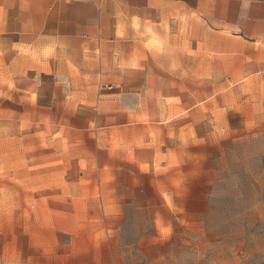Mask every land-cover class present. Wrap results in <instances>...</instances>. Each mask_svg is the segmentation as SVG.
<instances>
[{
    "label": "crops",
    "instance_id": "crops-1",
    "mask_svg": "<svg viewBox=\"0 0 264 264\" xmlns=\"http://www.w3.org/2000/svg\"><path fill=\"white\" fill-rule=\"evenodd\" d=\"M263 108L264 0H0V167L24 131L58 166L0 187V264L250 263L264 238L195 235L187 170Z\"/></svg>",
    "mask_w": 264,
    "mask_h": 264
},
{
    "label": "rangeland",
    "instance_id": "rangeland-1",
    "mask_svg": "<svg viewBox=\"0 0 264 264\" xmlns=\"http://www.w3.org/2000/svg\"><path fill=\"white\" fill-rule=\"evenodd\" d=\"M262 110V115L259 116L232 118L227 132L215 138L212 136L210 147L196 149V154L209 157L204 163L196 164L194 168L187 170L196 173L193 201L195 209L188 213L196 222V236L251 239L245 240L242 245H249L250 241L260 242L264 238V108L260 109V112ZM19 135L20 139L14 140V148H2L4 160L18 158L20 163L2 164L0 187L55 186L49 174L58 168L52 163L56 157H41L45 153L54 154L55 150L50 148L42 153L41 149H29V141H26L28 134L24 131ZM24 136L25 139L22 138ZM5 141L11 142L4 136L2 142ZM34 154L37 159L28 162ZM202 193L207 195L203 196ZM179 216L182 219L186 214L180 213ZM10 232L9 228H3L4 235H9ZM66 238L69 246V235ZM79 246L84 254L81 257L82 262H86L88 256L85 254L90 252L94 245L84 243ZM257 256L248 264H264V254ZM102 262L108 263V260Z\"/></svg>",
    "mask_w": 264,
    "mask_h": 264
}]
</instances>
